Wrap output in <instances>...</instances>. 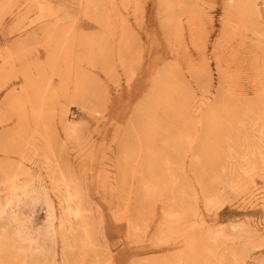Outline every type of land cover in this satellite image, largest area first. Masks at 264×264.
<instances>
[{"label":"rangeland","instance_id":"374dc122","mask_svg":"<svg viewBox=\"0 0 264 264\" xmlns=\"http://www.w3.org/2000/svg\"><path fill=\"white\" fill-rule=\"evenodd\" d=\"M0 264H264V0H0Z\"/></svg>","mask_w":264,"mask_h":264}]
</instances>
